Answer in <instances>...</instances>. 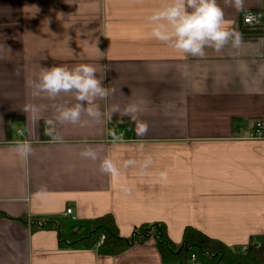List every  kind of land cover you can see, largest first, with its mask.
<instances>
[{
  "label": "crops",
  "instance_id": "1",
  "mask_svg": "<svg viewBox=\"0 0 264 264\" xmlns=\"http://www.w3.org/2000/svg\"><path fill=\"white\" fill-rule=\"evenodd\" d=\"M218 2L239 22L245 47L185 58L150 36L147 16L161 0H0V264H164L152 237L116 255L61 246L59 230H31L48 217L65 220L63 233L111 214L123 238L162 223L175 244L188 226L234 250L264 239V139L249 138L264 120V37L246 32L242 15ZM245 7L262 10L264 0ZM81 63L115 89L101 110L137 104L146 134L131 123L114 142L110 132L120 129L103 120L56 123L54 105L74 98L36 96L28 82L40 67ZM28 104L45 109L33 118ZM25 140L33 148L27 159L15 148ZM86 147L97 160L81 157ZM104 158L121 167L120 177L100 171ZM129 159L136 165L123 168ZM66 208L74 219L63 216Z\"/></svg>",
  "mask_w": 264,
  "mask_h": 264
},
{
  "label": "clouds",
  "instance_id": "2",
  "mask_svg": "<svg viewBox=\"0 0 264 264\" xmlns=\"http://www.w3.org/2000/svg\"><path fill=\"white\" fill-rule=\"evenodd\" d=\"M224 4L233 8L237 15H243L244 23L250 27H254L253 22L259 20L246 9L245 0H224ZM147 22L150 25L151 38L185 58L189 56L204 58L209 49L219 54L226 47L241 50L246 45L239 22L228 21L225 18L224 8L218 0H161L160 6L154 8L147 16ZM104 79L105 75L102 78L98 75V68L90 64L55 65L40 67L37 78L29 81L28 85L36 96L44 94L49 99L55 100L62 94H70L74 98L73 105L67 103L54 105L57 124L84 126L88 120L82 117L111 123L114 116L118 117V123L123 124L127 117L129 122L135 124L138 135L146 134L148 124L138 119L137 104L129 103L122 108L118 103H111L106 109L101 110L99 101H108L115 92V89L104 86ZM44 109L43 105L25 106V111L33 118ZM20 134L23 135L22 130ZM45 134L50 136L53 142L63 140L54 129L46 130ZM110 135L114 142L123 140V135H117L115 130H112ZM15 148L17 154L24 159H27L33 151L30 140L17 143ZM80 155L93 161L98 159L97 151L91 147H86ZM136 163L137 161L129 159L123 162L122 167H132ZM144 167H147V162ZM100 171L112 179H117L121 175V167L110 158L101 161ZM160 176L161 179H166L167 173L161 172ZM121 188L123 191H128L123 186Z\"/></svg>",
  "mask_w": 264,
  "mask_h": 264
},
{
  "label": "trees",
  "instance_id": "3",
  "mask_svg": "<svg viewBox=\"0 0 264 264\" xmlns=\"http://www.w3.org/2000/svg\"><path fill=\"white\" fill-rule=\"evenodd\" d=\"M109 126L130 130L131 122L125 119V122L120 124L118 119H113ZM4 216L6 215L0 212V217ZM64 222V219L57 217L33 220L31 230L57 229L61 246L82 245L85 248L94 247L103 235L104 239L98 248L99 252L105 255L119 254L134 244H143L152 237L164 264L184 263L192 256L194 261L200 264H264V239L261 237L251 238L247 250L243 252L241 249H231L221 241L208 237L200 230L189 226L184 228L181 242L175 244L169 239L166 227L162 223L139 226L131 237L123 238L118 234L117 225L111 214L92 219L84 232L80 226H72L69 233H63Z\"/></svg>",
  "mask_w": 264,
  "mask_h": 264
},
{
  "label": "built area",
  "instance_id": "4",
  "mask_svg": "<svg viewBox=\"0 0 264 264\" xmlns=\"http://www.w3.org/2000/svg\"><path fill=\"white\" fill-rule=\"evenodd\" d=\"M251 13H253L254 15H256L259 20L258 22L254 21V27H250L249 25H246L244 23V18H243V15H242V26L243 28L245 29L246 32L248 33H251V34H257V35H261L262 37H264V9L262 10H259V11H251ZM117 135H123V139L126 137V134H125V130L123 129H120V130H117L115 132ZM249 138H252V139H264V120H259V121H256L254 123V127L253 129L251 130L250 134H249ZM63 216L65 217H69L71 219H74L75 216L73 215L72 213V210L71 208H66L64 210V213H63ZM104 239V236L101 235L98 242L96 243V246H100V244L102 243ZM247 247H248V244H245L241 250L243 252H245L247 250ZM194 261V257L192 256L190 258V260H188L187 262H184V263H180V264H192V262Z\"/></svg>",
  "mask_w": 264,
  "mask_h": 264
}]
</instances>
